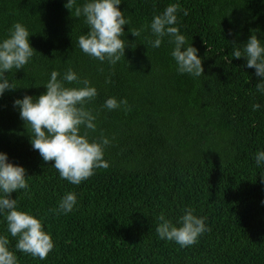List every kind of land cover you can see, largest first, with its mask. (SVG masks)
Masks as SVG:
<instances>
[{
  "label": "trees",
  "instance_id": "1",
  "mask_svg": "<svg viewBox=\"0 0 264 264\" xmlns=\"http://www.w3.org/2000/svg\"><path fill=\"white\" fill-rule=\"evenodd\" d=\"M66 3L0 0V41L18 22L37 51L24 69L6 73L16 88L0 95V152L26 170L28 191L10 194L18 210L40 219L54 241L44 260L18 251L0 213V236L17 264H264V163L255 159L264 151V93L255 88L264 77L245 57H232L252 34L264 46V0H121L129 46L115 65L81 51L77 40L88 28ZM173 3L181 9L176 26L202 60L199 77L177 72L168 37L153 48L150 30L137 38L128 30ZM68 69L98 92L85 105L97 117L90 142L101 135L110 141L103 156L109 167L79 185L61 179L32 148L13 103L45 93L51 72ZM109 97L126 99L127 107L104 108ZM253 104L260 107L253 111ZM68 192L77 196L73 210L50 212ZM186 208L209 230L190 247L160 239L157 217L176 225Z\"/></svg>",
  "mask_w": 264,
  "mask_h": 264
},
{
  "label": "clouds",
  "instance_id": "2",
  "mask_svg": "<svg viewBox=\"0 0 264 264\" xmlns=\"http://www.w3.org/2000/svg\"><path fill=\"white\" fill-rule=\"evenodd\" d=\"M120 4L121 0H87L82 5H78L77 0H67L65 4L72 17H83L87 25V33L80 35L77 40L81 51L100 62L107 61L109 65L120 61L125 56L126 46H129L122 37L125 35L123 26L130 21L118 8ZM180 10L179 4H169L162 13L153 17L150 24L128 30L136 38L144 29L150 30L155 38L146 39L153 48L160 47L163 38L168 37V42L174 45L170 55L176 62L177 72L189 74L193 78L199 77L204 75V70L202 60L197 55L198 50L188 43L176 26L177 12ZM182 11L184 15L188 14L187 9ZM29 35L28 30L17 22L9 29L8 37L0 41V95L5 90L16 88L9 82L6 73L13 69H24L37 52L29 43ZM243 45L242 50L234 49L232 57H245L246 67L254 68L258 77H264V46H261L254 34ZM130 46L133 47L132 44ZM225 60L228 64L231 63L228 57ZM66 84L83 86L67 87ZM44 87L46 92L35 99L30 95L15 99L14 107L18 106L20 119L31 130L29 138L32 148L39 152L44 162H53L52 166L61 179L79 185L94 175L96 169L109 167L103 156L110 141L103 135L91 142L89 139L90 133L96 131L97 117L85 105L96 98L97 89L91 86L87 78L78 77L72 69H68L63 75L52 71ZM255 88L264 93V79L256 83ZM122 105L127 107L126 99L118 101L115 97H109L103 107L115 110ZM259 107V104H253V111ZM255 159L257 166L264 163V151L258 152ZM26 177L24 167L9 162L7 154L0 152V213L5 214L7 231L17 238L15 248L18 251L44 260L54 248L51 235L43 230L40 219L18 210L17 199L10 195L14 191H28ZM261 178L264 182V176ZM76 203V194L68 192L60 199L57 208L49 211L57 216L67 214ZM157 219L159 223L155 230L158 237L175 242L181 248L194 245L209 230L205 218L194 215L191 208H186L178 218L176 225L179 226L166 219L163 213ZM8 244V237L0 236V264H17V257L9 250Z\"/></svg>",
  "mask_w": 264,
  "mask_h": 264
}]
</instances>
